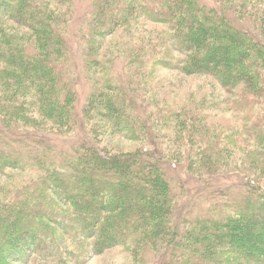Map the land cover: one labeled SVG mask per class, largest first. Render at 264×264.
Segmentation results:
<instances>
[{"label": "trees", "instance_id": "obj_1", "mask_svg": "<svg viewBox=\"0 0 264 264\" xmlns=\"http://www.w3.org/2000/svg\"><path fill=\"white\" fill-rule=\"evenodd\" d=\"M34 1L30 0L31 3ZM229 1L218 0V8L229 9ZM37 2L47 7L44 0ZM17 3L18 0H0V64L5 66L0 71V84L6 89L1 90L6 101L3 103L0 98V138H3L0 142L4 145L0 146V173L6 169L22 170L29 164L26 162V155H29L35 157L29 158L40 166L36 167V172L42 176L23 188L26 197L21 200L16 196L0 210V264L24 261L28 253L24 249L32 248L30 246L40 240L39 236L53 243L58 240L61 247L67 248L70 238L74 245L83 248L88 240L96 237V250L123 243H133L136 249L166 244L170 255L167 264H264V191L258 188L248 189L247 195L236 193L237 198L231 200L239 208L236 212L222 205L207 218L200 219L202 221L194 229L191 230L189 223L182 230L175 221V192L157 160L143 156L144 160L116 157L98 147L84 145L56 167L58 158L50 156L51 148L45 147V153L39 156L35 153L37 148L17 151L16 144L25 147L24 142L31 140L30 135L34 133L30 130L44 126L47 133L71 131L77 98L69 74L63 71L69 61L65 42L55 33L54 22H48L54 11L50 10V15L43 10L48 8H42L43 15L39 16L38 12L31 11L33 6L14 8ZM134 4L132 0L126 6L133 15ZM168 5H164L168 7L166 19L149 14L154 22L170 25L173 40L176 35L178 53L187 55L183 66L173 68L204 76L214 73L227 88L243 84L252 93L248 103L255 102L254 98L260 99L259 105L264 109V38L261 42L255 41L235 27L225 13L205 9L198 0H172ZM7 18L25 29L33 27L30 22L38 25L34 29L39 31L38 37L34 39H38L39 44L36 47L34 43L29 44L33 55L31 64L29 59L24 60L26 49L17 48L16 53L10 48L23 47L14 43L21 40L23 28L7 24L4 20ZM235 36L239 39L234 40ZM146 49V46L139 48L138 55L145 57ZM190 51H194V56L188 55ZM151 56L155 58V55ZM165 58L159 59V64L167 67ZM108 92H95L88 103L89 112H85L88 125L93 124L90 133L96 139L101 136L99 125L102 121L104 128L130 133L135 130L134 122H145L138 114L129 112L130 117L126 116L118 105L121 96L115 90ZM128 102L131 101L126 99L124 102L126 107L133 108ZM37 104L36 112H32ZM140 118L141 121H136ZM261 129L255 125L253 135L259 137L257 132ZM12 132L21 134V139H4V135ZM46 142L39 141L36 147L45 146ZM142 155L151 153L144 151ZM62 219L67 221L59 222L60 228L56 227ZM34 226L36 229L32 230ZM60 232L66 233V236L63 234L65 240H59ZM178 234L184 237V244H178ZM30 235L33 243L29 244L27 238ZM77 236H81L83 244L77 241ZM177 246H180L178 251ZM40 247L46 256L54 255L50 247L43 244ZM68 251V256L76 258L75 264H82L81 257ZM68 256L61 264L68 261ZM47 261V264H56Z\"/></svg>", "mask_w": 264, "mask_h": 264}, {"label": "rangeland", "instance_id": "obj_2", "mask_svg": "<svg viewBox=\"0 0 264 264\" xmlns=\"http://www.w3.org/2000/svg\"><path fill=\"white\" fill-rule=\"evenodd\" d=\"M37 1L18 0L14 8L33 6L31 11L38 12L39 16L43 15L42 8H48L43 9L47 13L54 11L48 22H54L55 33L65 42L69 61L63 71L69 74L77 96L72 116L74 124L67 133H47L44 126L30 130L34 133L30 135L31 140L24 142L25 147L20 146L21 143L16 144L17 151L37 148L38 152H33L39 156L45 153V147L51 148L50 156L58 158L56 167L84 145L98 147L116 157L157 160L175 192V221L182 230L190 224L191 230L197 227L202 221L200 219L213 214L216 207L227 205L225 209L229 207L227 210L236 212L239 208L231 201L237 198L236 193L247 195L248 189L256 188L264 191V109L259 105L262 102L254 98L257 104L248 103L252 93L243 84L227 88L217 78L220 76L216 77L214 73H210L213 76H204L173 68L183 66L187 55L178 53L176 35L173 40L170 25L154 22L149 14L166 19L168 4L172 0H134V15L126 8L132 0H44L47 7ZM198 2L204 8L225 13L239 30L255 41H263L264 0H230V8L221 7L222 10L218 8V0ZM4 20L15 28L21 26L14 20ZM29 24L33 27H20L23 28L20 30L21 40L14 41L23 47L10 48L16 53L19 51L17 48L26 49L24 60L29 59L31 64L33 55L29 44L34 43L35 47L39 44L38 39H34L39 31L34 30L38 26L35 22ZM237 39L239 36H235L234 40ZM144 46L147 48L145 57L138 55V49ZM194 51L188 55L194 56ZM152 54L160 58L157 60ZM164 57L167 67L159 64V59ZM3 66L0 64V71H3ZM217 69L225 72L218 66ZM2 87L0 84V98L4 103L6 98L1 90L6 89ZM110 90L121 96L118 105L126 116L130 117L129 112L138 114L145 122H134L135 130L130 133L104 128L105 122L102 121L99 125L101 136L96 139L90 133L93 124L88 125L85 112H89L88 103L95 92L106 94ZM126 99L131 101L128 105H133V108L126 107ZM37 106L32 112H36ZM31 117H34L33 113ZM136 121H141V118ZM255 125L262 127L257 132L259 137L253 135ZM20 136L12 132L4 135V139H21ZM36 141L47 142L45 146L36 147ZM0 146L4 145L0 142ZM144 151L151 155H142ZM29 157L35 158L26 155L29 164L22 170L6 169L0 173V210L16 196L21 200L26 197L23 188L42 176L36 172V167L40 166ZM63 220L67 221L58 220L56 227L60 228L59 222ZM63 234L66 236L65 232L59 233V240H65ZM77 238L83 244L81 236ZM177 238L178 244L185 243L182 235L178 234ZM38 239H34L37 242L30 246L32 248L24 249L28 250L24 261L11 264H47V260L61 264L68 256V250L81 257L82 264H167L170 257L166 244L158 248L144 246L136 249L133 243H123L96 250V237L88 240L83 248L74 245L71 238L67 240L68 248L66 244V247H61L57 238V243L41 236ZM28 242L33 243L31 235ZM42 244L54 250V255L46 256L44 251H40ZM73 256H68L65 264H75Z\"/></svg>", "mask_w": 264, "mask_h": 264}]
</instances>
